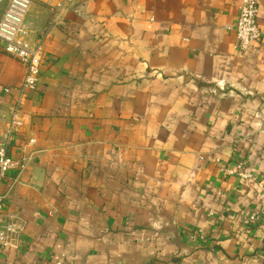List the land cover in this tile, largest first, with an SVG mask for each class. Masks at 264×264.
<instances>
[{"label": "crops", "instance_id": "obj_1", "mask_svg": "<svg viewBox=\"0 0 264 264\" xmlns=\"http://www.w3.org/2000/svg\"><path fill=\"white\" fill-rule=\"evenodd\" d=\"M258 1L262 36L241 52L242 0H32L35 89L0 48V148L24 165L1 209L27 221L0 264H264L245 220L264 215ZM235 156L250 178L223 170Z\"/></svg>", "mask_w": 264, "mask_h": 264}, {"label": "built area", "instance_id": "obj_2", "mask_svg": "<svg viewBox=\"0 0 264 264\" xmlns=\"http://www.w3.org/2000/svg\"><path fill=\"white\" fill-rule=\"evenodd\" d=\"M70 4L74 0H65ZM32 0H7L5 10L0 18V48L12 57L17 58L26 68V76L21 90H33L37 87L43 74L44 53L41 44H34L29 38L26 17L31 8ZM83 12V7L75 8ZM259 1L242 0L240 11L233 29L236 34L235 47L241 52L248 50L250 45L261 38L262 33L258 21ZM20 102L13 108L12 127L18 124ZM23 160V159H22ZM23 167L19 159L7 153L6 148H0V248H21L23 234L27 221L16 213L4 212L1 209L4 194L2 185L9 177L11 170ZM230 175H237L240 179L251 177L246 170V161L235 156L234 160L223 169ZM248 225H257L264 231V215L246 214Z\"/></svg>", "mask_w": 264, "mask_h": 264}]
</instances>
